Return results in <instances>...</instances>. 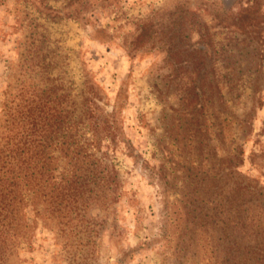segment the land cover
I'll list each match as a JSON object with an SVG mask.
<instances>
[{
    "label": "rangeland",
    "instance_id": "1",
    "mask_svg": "<svg viewBox=\"0 0 264 264\" xmlns=\"http://www.w3.org/2000/svg\"><path fill=\"white\" fill-rule=\"evenodd\" d=\"M37 1L51 9L0 0V108L24 87L68 101L73 124L91 76L106 110L120 105L124 194L54 231L39 220L15 264H224V178L233 165L237 179L240 147L239 171L264 184V0H90L83 17L81 0Z\"/></svg>",
    "mask_w": 264,
    "mask_h": 264
},
{
    "label": "trees",
    "instance_id": "2",
    "mask_svg": "<svg viewBox=\"0 0 264 264\" xmlns=\"http://www.w3.org/2000/svg\"><path fill=\"white\" fill-rule=\"evenodd\" d=\"M29 1L38 9H51L43 1ZM91 3L81 0L77 13L83 17ZM48 10L54 16L60 12ZM20 90L14 95L11 89L4 91L0 108V128L7 134L6 144H0V264H15L13 258H19L20 251L35 249L39 220L54 231L77 220L91 204L102 210L112 208L124 194L113 162L122 145L119 142L124 140L120 105L106 110L100 84L91 76L85 81L74 125L68 120V101L50 94L31 97L24 87ZM57 135L61 143L53 144ZM46 139L50 142L45 143ZM132 148V144H124L123 151L132 157ZM238 153L234 164L237 179H230L233 165L224 178L223 262L264 264V184L259 185V176L239 171L245 163L244 148ZM211 218L214 223V216ZM22 244L25 246L20 247Z\"/></svg>",
    "mask_w": 264,
    "mask_h": 264
}]
</instances>
